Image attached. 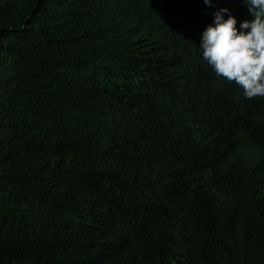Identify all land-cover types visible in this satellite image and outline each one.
<instances>
[{"label": "trees", "instance_id": "obj_1", "mask_svg": "<svg viewBox=\"0 0 264 264\" xmlns=\"http://www.w3.org/2000/svg\"><path fill=\"white\" fill-rule=\"evenodd\" d=\"M224 8L253 19L0 0V264H264V99L200 47Z\"/></svg>", "mask_w": 264, "mask_h": 264}, {"label": "clouds", "instance_id": "obj_2", "mask_svg": "<svg viewBox=\"0 0 264 264\" xmlns=\"http://www.w3.org/2000/svg\"><path fill=\"white\" fill-rule=\"evenodd\" d=\"M203 2L211 7L213 0ZM244 2L253 19L237 28L238 21L229 9L215 12L213 24L202 33L200 47L216 75L237 84L247 98L264 99V0Z\"/></svg>", "mask_w": 264, "mask_h": 264}, {"label": "rangeland", "instance_id": "obj_3", "mask_svg": "<svg viewBox=\"0 0 264 264\" xmlns=\"http://www.w3.org/2000/svg\"><path fill=\"white\" fill-rule=\"evenodd\" d=\"M249 151H250V149H243V158H245V156H247V154H249ZM246 160H248V159H246Z\"/></svg>", "mask_w": 264, "mask_h": 264}]
</instances>
